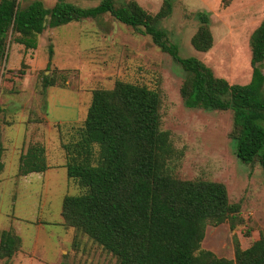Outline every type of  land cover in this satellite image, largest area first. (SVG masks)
<instances>
[{
  "label": "rangeland",
  "instance_id": "1",
  "mask_svg": "<svg viewBox=\"0 0 264 264\" xmlns=\"http://www.w3.org/2000/svg\"><path fill=\"white\" fill-rule=\"evenodd\" d=\"M30 0H18L24 6ZM50 7L56 0H42ZM82 7L100 0H66ZM137 2L155 15L165 0ZM170 14L159 21L181 57L194 56L230 84H245L251 76L249 37L264 17V0H166ZM208 15L212 35L209 50L197 51L191 37L200 27L198 13ZM52 49L49 58V48ZM7 59L0 70V137L17 123V158L29 143H41L50 165L46 172L17 173V216L20 245L0 264H118L110 253L72 227L63 224L62 199L85 190L68 179L62 143L82 125L94 89H110L116 81L155 88L160 92L161 128L170 133L177 151L172 173L179 179L223 183L229 201L239 203L241 223L207 224L201 247L232 259L234 241L247 248L264 234V175L257 161L240 162L234 151L231 110L206 111L184 106L180 86L185 72L150 36L137 33L109 14L96 19L47 27L35 49H24L8 35ZM264 72V63L261 65ZM54 78L43 86L42 76ZM10 134L14 133L13 128ZM9 135L5 133L8 144ZM7 155L11 146L4 148ZM19 161V159H18ZM18 166V163H17ZM18 170V168H17ZM6 200V195H2ZM3 198V199H4ZM3 202V201H2ZM5 211V202L2 205ZM0 222H10L0 214ZM1 232V229H0Z\"/></svg>",
  "mask_w": 264,
  "mask_h": 264
},
{
  "label": "trees",
  "instance_id": "2",
  "mask_svg": "<svg viewBox=\"0 0 264 264\" xmlns=\"http://www.w3.org/2000/svg\"><path fill=\"white\" fill-rule=\"evenodd\" d=\"M232 1L220 0L223 7ZM170 11L166 0L155 15L135 1L100 0L82 7L56 0L47 7L42 0L24 6L18 0H0V70L7 59L8 35L24 49H35L47 27L109 14L137 33L149 35L181 66L185 76L179 92L185 107L232 111L235 156L244 164L257 161L264 175V17L249 37V81L230 84L198 58L179 55L177 44L159 26ZM198 17L200 27L191 45L204 52L213 39L208 15L201 12ZM42 80L44 87L55 83L52 75H43ZM160 106L157 89L136 83L116 81L110 89L92 91L82 125L62 143L66 175L85 190L63 197V224L97 243L118 264H264V234L244 249L235 240L232 259L201 247L207 224L228 220L234 228L242 222L240 205L229 201L223 183L173 175L177 151L170 133L161 128ZM3 151L0 137V173ZM48 167L44 146L29 143L19 157L17 173H42ZM19 245L14 229L2 230L0 259L10 258Z\"/></svg>",
  "mask_w": 264,
  "mask_h": 264
},
{
  "label": "crops",
  "instance_id": "3",
  "mask_svg": "<svg viewBox=\"0 0 264 264\" xmlns=\"http://www.w3.org/2000/svg\"><path fill=\"white\" fill-rule=\"evenodd\" d=\"M13 128L14 133L10 134V129ZM9 135L8 144L5 142V133ZM23 140L17 139V123L7 128V131L2 132V143L5 148L6 145L11 146V153L7 155L5 150L2 154V162H3V170L0 173V214L6 217V219L10 222H0V229L1 231L4 229L12 228L17 233V216L11 211H15L17 205V163L18 159L21 155V152L17 158V147L18 145H22ZM48 164V163H47ZM65 165V164H64ZM48 168H51L48 164ZM45 170V172L47 171ZM39 174V173H33ZM42 174V173H41ZM3 194L6 195V200L2 196ZM4 198V199H3ZM3 201V202H2ZM5 202V211H3L2 205Z\"/></svg>",
  "mask_w": 264,
  "mask_h": 264
}]
</instances>
